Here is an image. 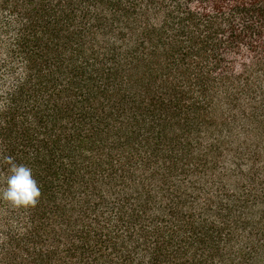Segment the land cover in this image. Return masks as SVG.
Listing matches in <instances>:
<instances>
[{
  "label": "trees",
  "instance_id": "16d2710c",
  "mask_svg": "<svg viewBox=\"0 0 264 264\" xmlns=\"http://www.w3.org/2000/svg\"><path fill=\"white\" fill-rule=\"evenodd\" d=\"M0 105V264H264V0H0Z\"/></svg>",
  "mask_w": 264,
  "mask_h": 264
},
{
  "label": "clouds",
  "instance_id": "9594fccd",
  "mask_svg": "<svg viewBox=\"0 0 264 264\" xmlns=\"http://www.w3.org/2000/svg\"><path fill=\"white\" fill-rule=\"evenodd\" d=\"M6 110L0 105V111ZM0 162L7 166V173H0V200L16 209L35 208L42 196L38 181L32 168L18 164L11 155L0 150Z\"/></svg>",
  "mask_w": 264,
  "mask_h": 264
}]
</instances>
